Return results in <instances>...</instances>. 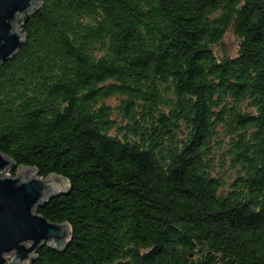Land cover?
<instances>
[{
    "label": "trees",
    "instance_id": "1",
    "mask_svg": "<svg viewBox=\"0 0 264 264\" xmlns=\"http://www.w3.org/2000/svg\"><path fill=\"white\" fill-rule=\"evenodd\" d=\"M20 30L0 151L66 180L36 211L71 228L27 264H264V0H42Z\"/></svg>",
    "mask_w": 264,
    "mask_h": 264
},
{
    "label": "water",
    "instance_id": "2",
    "mask_svg": "<svg viewBox=\"0 0 264 264\" xmlns=\"http://www.w3.org/2000/svg\"><path fill=\"white\" fill-rule=\"evenodd\" d=\"M41 1L0 0V64L12 57L24 41L22 20ZM66 188L62 176H39L33 167H18L0 151V264H27L38 247L46 244L63 248L68 243L70 225L50 222L36 211Z\"/></svg>",
    "mask_w": 264,
    "mask_h": 264
},
{
    "label": "rangeland",
    "instance_id": "3",
    "mask_svg": "<svg viewBox=\"0 0 264 264\" xmlns=\"http://www.w3.org/2000/svg\"><path fill=\"white\" fill-rule=\"evenodd\" d=\"M224 41L231 47H233L235 45V38L232 34H226L225 35V39ZM11 257H7V259L9 260Z\"/></svg>",
    "mask_w": 264,
    "mask_h": 264
}]
</instances>
